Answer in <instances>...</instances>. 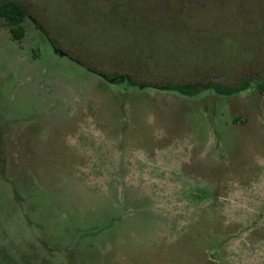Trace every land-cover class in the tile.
<instances>
[{"label":"rangeland","instance_id":"rangeland-1","mask_svg":"<svg viewBox=\"0 0 264 264\" xmlns=\"http://www.w3.org/2000/svg\"><path fill=\"white\" fill-rule=\"evenodd\" d=\"M7 1L0 264H264V0Z\"/></svg>","mask_w":264,"mask_h":264},{"label":"trees","instance_id":"trees-1","mask_svg":"<svg viewBox=\"0 0 264 264\" xmlns=\"http://www.w3.org/2000/svg\"><path fill=\"white\" fill-rule=\"evenodd\" d=\"M27 17V11L24 8V6L20 3L14 2V1H2L0 2V19H3L4 22L8 25L9 27V33L11 35V38L13 40L19 41L23 38L24 36V30L22 27V23L24 19ZM52 42V41H51ZM53 43V42H52ZM93 72H96L97 74H100L104 78H106L109 81H115L119 80L120 78H128L134 83L137 82L136 79H133L129 76L126 75H105L101 72L93 70ZM246 80L240 81L237 85L234 86H225L221 85L219 82L215 81H207L206 83H186V84H179V85H170V84H165L163 86H159L158 88L162 89H169V88H175L179 90H183V88H193L196 86H203L205 88H213L219 93H234L237 92L238 90H241L245 84ZM264 84H260L259 88H263Z\"/></svg>","mask_w":264,"mask_h":264}]
</instances>
